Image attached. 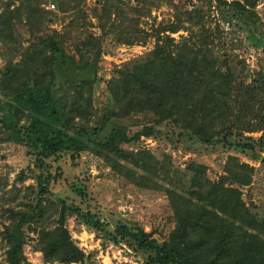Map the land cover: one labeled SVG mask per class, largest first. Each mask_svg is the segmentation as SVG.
Instances as JSON below:
<instances>
[{
	"label": "rangeland",
	"instance_id": "obj_1",
	"mask_svg": "<svg viewBox=\"0 0 264 264\" xmlns=\"http://www.w3.org/2000/svg\"><path fill=\"white\" fill-rule=\"evenodd\" d=\"M149 1L83 0L77 6L74 0H0V19L5 18L9 24L0 36V98L3 100L5 95L23 87L33 65L35 75L50 74L47 65L43 69L41 66L49 56L45 55L41 39L48 36L62 35V48L77 61L80 42L89 36L98 40L101 56L93 106L99 114L114 103L108 84L118 76L119 69L142 61L155 51L162 57L157 78L160 120L153 114H133L112 120L103 132L62 134L64 150L44 161L48 196L70 208L67 227L86 255L83 264H154V252L139 249L127 232L142 230L162 245L175 228L166 191L132 184L110 168L98 151L121 163L115 155L118 150L149 151L160 161L168 159L182 173L180 180L172 185L169 179L158 176L154 181L165 190L174 189L178 193L183 192V187L175 185L182 181L187 184L191 179L188 166L192 162L207 167L211 182L230 177L223 193L241 196L246 204L244 209L234 210L240 216L246 215L247 227L243 232L249 238L255 235L264 238V226L260 222L264 217V148L260 141L263 133H245L250 138L245 140L234 131L211 144L189 136L180 137L179 130L168 120L169 114L187 107L200 90L198 78H212L215 71L210 67L211 58L200 50L182 65L155 34L158 29L175 23H180L183 29L178 33L166 32L164 38L171 36L180 41L188 36L187 30L199 32L203 25L219 30L222 41L216 46L222 55L229 56L236 73L250 84L258 74H264V0L245 14L233 7V3L241 0ZM107 7L111 9V18L104 13ZM120 11L124 14L119 15ZM197 13L203 18H195ZM136 29L145 33L146 38L129 44L128 38ZM171 61L177 69L175 75L170 73ZM7 69L8 73L3 74ZM73 91V85L67 84L56 86L53 93L56 97H69ZM115 125L124 129L125 136H116L108 142ZM6 137L5 128H0V264H8V244L2 233L9 224L6 210L12 208L13 187L34 183L32 173L23 184L17 181V175L29 168L39 172L30 149L5 140ZM238 165L249 167L242 172L245 175L228 172L229 168L239 172ZM25 232L24 255L31 264H58L45 260L38 250L36 233L30 228Z\"/></svg>",
	"mask_w": 264,
	"mask_h": 264
},
{
	"label": "trees",
	"instance_id": "obj_2",
	"mask_svg": "<svg viewBox=\"0 0 264 264\" xmlns=\"http://www.w3.org/2000/svg\"><path fill=\"white\" fill-rule=\"evenodd\" d=\"M82 1L74 0L77 6ZM259 1H236L233 7L245 14L254 9ZM116 9L121 10L119 6ZM104 13L111 18V9L107 7ZM118 14L124 13L120 11ZM195 18L200 20L203 17L197 13ZM5 20L0 19V36L9 28ZM182 29L180 23H175L158 29L155 34L182 65L197 51L206 52L211 58L210 67L215 75L198 78L200 90L187 107L169 114L170 124L179 130L180 137L189 136L205 144L223 140L234 131L245 140H250L244 136L245 133L262 132L260 141L264 148V74L260 73L252 83H246L236 73L229 56L222 55L216 46L222 41L219 30L203 25L199 32L187 30L188 36L181 37L180 41L171 36L164 38L166 32L178 33ZM133 33L128 38L129 44L146 38L145 33L137 29ZM63 38L62 35H55L41 39L45 55H49L47 62L41 63V66L42 69L46 65L50 68L48 76L35 75L33 65L23 87L5 95V100L0 98V128H5L7 132L5 140L29 148L39 170L35 172L29 168L28 171H21L17 181L23 184L32 173L34 183L23 188L13 187L12 208L9 206L6 210L9 224L2 233L8 244V264H31L24 255L26 228L38 235V250L48 263L83 264L85 261V253L76 245L67 227L71 210L65 203H58L48 196L49 189L42 169L46 159L64 150L62 134L82 135L89 130L103 132L112 120L128 118L133 114H153L160 120L157 78L161 55L155 51L144 60L119 69L118 76L108 84L114 103L107 105L99 114L93 106L101 56L98 40L89 36L81 41L77 47L80 55L77 61L62 48ZM170 66V73L175 75L177 69L172 61ZM67 84L74 87L71 96L56 97L54 88ZM112 131L108 142L116 136H125L121 126L115 125ZM97 154L132 184L166 191L175 220L169 240L159 245L156 239L142 230L127 232L135 239L139 249L154 252V264H264V238L260 235L249 238L247 232H243L247 227L246 215L240 216L235 212L244 209L246 204L241 196L223 193L226 180L230 177H224L221 182H211L207 178V167L192 162L188 166L191 179L187 184L182 181L175 185L183 187L184 193H178L174 189L165 190L154 181L158 176L169 179L172 185L180 180L182 173L175 170L168 159L160 161L149 151L135 153L118 150L115 155L122 160L121 163L99 151ZM238 169L239 172L229 168L228 172L238 175L248 171L249 167L238 165ZM13 204H17L16 208ZM260 222L264 226V217Z\"/></svg>",
	"mask_w": 264,
	"mask_h": 264
}]
</instances>
